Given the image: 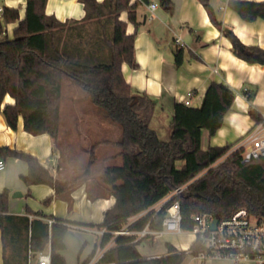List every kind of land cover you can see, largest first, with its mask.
Returning a JSON list of instances; mask_svg holds the SVG:
<instances>
[{
  "label": "trees",
  "instance_id": "1",
  "mask_svg": "<svg viewBox=\"0 0 264 264\" xmlns=\"http://www.w3.org/2000/svg\"><path fill=\"white\" fill-rule=\"evenodd\" d=\"M86 9L85 20L97 19L106 42L99 53L96 47L69 46L62 35L67 24L46 14L47 0H26L25 15L18 8L4 7L0 13V114L12 129L24 119V130L32 135L49 134L60 151L64 168L76 167L77 174L70 180H60L45 169L31 154L0 147V160L16 158L28 164L23 177L26 185L45 184L55 189L58 197L68 198L69 191L87 180L85 171L91 168L99 144L117 149L119 165H105L97 179L107 195L115 197V205L104 214L102 247L111 241L98 264H183L186 253L167 243L168 255L144 258L137 249L140 241L135 236H114L124 226L132 230L147 224L154 231L163 230V221L171 202L178 200L182 214V227L192 229L193 216L207 213L217 220L230 217L239 209L264 218V157L249 163L242 161L243 149L233 144L202 147L203 132L213 136L222 127L230 111L234 91L223 82L212 81L199 107L176 103L169 122L170 136L162 140L150 126L156 102L144 92H136L125 79L122 66L138 69L134 43L136 32L126 33V22L121 14L128 12V20L138 28L137 8L149 0H79ZM207 9L213 23L217 20L210 0H199ZM160 5L173 12L171 0H160ZM229 6L242 19L251 22L264 19V1H230ZM17 24L9 34L8 26ZM75 30L67 36L73 38ZM232 42L234 54L252 64L264 65V49L244 45L234 33L225 30ZM92 44V41L90 42ZM83 49H82V48ZM82 49V50H81ZM88 53V54H87ZM105 53V56H103ZM183 63V48L175 53V64ZM73 79L86 93L103 116L121 127L117 140L97 142L92 155L83 166L73 165L65 158L60 147L61 103L63 78ZM243 95L252 103L256 89H243ZM14 104L2 109L6 96ZM249 115L255 124L262 113L250 107ZM182 192L158 210H151L178 188ZM96 191H90L94 198ZM9 191L0 193V230L2 264H29L40 252L50 249L51 264H67L63 255L69 221L48 218L42 213L12 215L9 213ZM147 212L138 220L129 219ZM49 219H54L51 227ZM196 243L191 248H198Z\"/></svg>",
  "mask_w": 264,
  "mask_h": 264
},
{
  "label": "crops",
  "instance_id": "2",
  "mask_svg": "<svg viewBox=\"0 0 264 264\" xmlns=\"http://www.w3.org/2000/svg\"><path fill=\"white\" fill-rule=\"evenodd\" d=\"M135 1L140 0H132ZM171 1L175 7L173 12L162 7L160 0L141 2L137 8L138 28L128 20V12L121 14V20L126 22V33L131 35L136 32L134 49L139 64L138 69L123 64V75L133 90L146 93L156 102L150 121L151 127L163 118L169 126L175 104L182 103L190 92L193 94L190 99L193 106L199 107L212 81L225 83L235 93L233 105L215 135L209 136L207 131L203 132L202 147L207 149L210 146L233 144V149H236L255 127V122L249 115L250 107L264 114V65L252 64L237 57L225 30L232 31L244 45L264 49V19L245 21L230 8L229 2L264 0H210V5L222 27L213 23L207 9L199 0ZM97 2L102 3L101 0ZM151 4L158 5L154 13L150 10ZM5 6L18 8L21 18L24 17L26 0H0V8ZM81 12L85 13L83 17H80ZM46 14L67 24L62 35V45L63 39L66 38L69 46H86L87 50H82L81 47L82 53H86L89 46H93L97 48L96 54L101 55L98 50L105 45L106 37L101 32L100 20H85L86 9L82 2L47 0ZM16 26L17 24L8 26L9 34ZM72 29L75 33L70 39L67 35ZM176 39H180L184 46L176 44ZM180 48H183V63L176 66L175 53ZM246 88L256 89L252 103L242 93ZM14 103L15 100L7 95L1 108ZM101 121L103 124L98 125ZM101 121L91 123L95 127L103 125L109 127L108 120ZM69 124L77 127L86 125L76 121ZM107 131L108 129L104 128L90 134L95 136L101 134L100 137L105 142L111 138L106 134ZM169 136L170 134L166 140ZM102 145L101 147L111 146ZM5 146L33 155L57 179L70 180L77 174L76 167L60 166L61 153L49 134L32 135L24 130L23 117H20L18 127L12 129L0 114V147ZM82 151L92 155V148L82 147ZM115 156L116 152L104 154L102 156L104 165L100 167L94 166L93 162L91 168L85 171L87 180L74 186L69 191L68 198L58 197L55 189L45 184L26 185L23 177L28 174V164L20 159L8 158L5 160V170L0 172V193L9 191V213L12 215H30L29 210L45 214L48 218L70 222L65 238L66 249L63 251L67 264H90L92 261L98 264L103 253L114 245V241H111L105 247L101 246L100 231L104 228H99L98 225L102 224L105 212L115 205L116 199L105 193L98 185L97 179L105 165H109L112 160L117 163L116 160L119 158ZM90 191H96L94 198L90 197ZM162 205L163 201L151 210H158ZM136 220L138 218L134 216L129 219V223ZM177 235L181 234L164 232L149 236L139 242L137 249L144 258H157L169 254L167 248L169 243L178 251L189 254L187 250L194 240L192 235H187L186 238H178ZM191 257L195 258L193 255ZM200 261V264H235L227 259Z\"/></svg>",
  "mask_w": 264,
  "mask_h": 264
},
{
  "label": "built area",
  "instance_id": "3",
  "mask_svg": "<svg viewBox=\"0 0 264 264\" xmlns=\"http://www.w3.org/2000/svg\"><path fill=\"white\" fill-rule=\"evenodd\" d=\"M157 4H151L152 13L157 9ZM0 8V13H3ZM176 44L184 46L180 39H176ZM192 93L183 101L186 105H192ZM237 148L243 149L242 161L249 163L253 160L264 157V114L260 123L255 124L254 129L244 138ZM236 148V149H237ZM6 163L0 160V172L4 171ZM184 188H178L163 200V205L178 196ZM162 205V206H163ZM147 212H142L136 217L139 219ZM194 225L192 229L185 230L182 227V214L180 202L174 200L167 208V216L163 221V230L154 231L147 224L143 229L132 230L129 226H124L115 231L114 236L132 235L134 241H141L149 236L160 235L164 232L184 234L188 232L193 237V243L198 248H188L187 253L202 261L208 259H227L235 264H264V218L250 214L246 209H239L230 217L218 220L213 226L215 219L207 213L193 216ZM54 223V219H49L48 224ZM105 229L100 231L103 236ZM1 247V230H0ZM29 264H51L50 249L40 252L34 259L30 258ZM90 264H96L92 261Z\"/></svg>",
  "mask_w": 264,
  "mask_h": 264
},
{
  "label": "rangeland",
  "instance_id": "4",
  "mask_svg": "<svg viewBox=\"0 0 264 264\" xmlns=\"http://www.w3.org/2000/svg\"><path fill=\"white\" fill-rule=\"evenodd\" d=\"M63 101L61 103L62 114H61V136H60V147L65 153V158L73 165H84L89 160L91 155L82 151V147L93 148L95 143L101 142V134L92 135V131L97 133L98 130L108 129L107 135L111 138L110 140H117L121 137V127L117 123L111 121L109 118L103 116L99 108H97L87 97L85 91L71 78L65 76L63 78ZM106 119L109 121V127L98 126L95 127L91 122H100ZM71 121L83 122L84 126H73L70 125ZM165 119H160L157 123L153 124V129L158 133L162 140H166L170 134L169 126L164 122ZM73 123V122H72ZM103 124L102 121L98 124ZM95 127V128H94ZM104 127V128H103ZM82 131V132H80ZM80 132V133H78ZM169 133V134H168ZM96 151L94 158V166L100 167L104 165L102 156L104 154H113L117 152V149L109 147H101ZM112 160L109 165H119L120 159ZM190 235L188 232L177 235L178 238H186ZM186 264H200L201 261L197 258H192L191 255L186 254Z\"/></svg>",
  "mask_w": 264,
  "mask_h": 264
},
{
  "label": "clouds",
  "instance_id": "5",
  "mask_svg": "<svg viewBox=\"0 0 264 264\" xmlns=\"http://www.w3.org/2000/svg\"><path fill=\"white\" fill-rule=\"evenodd\" d=\"M101 2H102V0H101ZM84 15H85V13L81 12L80 17H83ZM80 17H77V18L79 19Z\"/></svg>",
  "mask_w": 264,
  "mask_h": 264
},
{
  "label": "water",
  "instance_id": "6",
  "mask_svg": "<svg viewBox=\"0 0 264 264\" xmlns=\"http://www.w3.org/2000/svg\"><path fill=\"white\" fill-rule=\"evenodd\" d=\"M218 220H214L213 226L215 227Z\"/></svg>",
  "mask_w": 264,
  "mask_h": 264
},
{
  "label": "snow or ice",
  "instance_id": "7",
  "mask_svg": "<svg viewBox=\"0 0 264 264\" xmlns=\"http://www.w3.org/2000/svg\"><path fill=\"white\" fill-rule=\"evenodd\" d=\"M81 14V13H80ZM59 18V17H58Z\"/></svg>",
  "mask_w": 264,
  "mask_h": 264
}]
</instances>
